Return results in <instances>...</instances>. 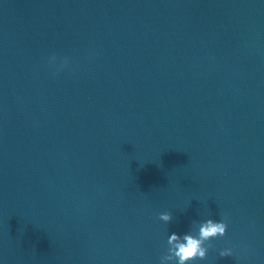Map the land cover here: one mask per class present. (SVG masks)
<instances>
[{"label":"clouds","instance_id":"9594fccd","mask_svg":"<svg viewBox=\"0 0 264 264\" xmlns=\"http://www.w3.org/2000/svg\"><path fill=\"white\" fill-rule=\"evenodd\" d=\"M51 60L55 62L56 57H51ZM66 65L67 60L65 59L61 67ZM158 219L170 223L173 216L169 212H162L158 215ZM227 229V218L220 221L209 218L183 235L172 232L167 239L166 251L160 256V264H194L195 261L205 260L209 249L213 247L210 242L225 236ZM219 255L229 257L233 255V251L231 248L222 249Z\"/></svg>","mask_w":264,"mask_h":264}]
</instances>
